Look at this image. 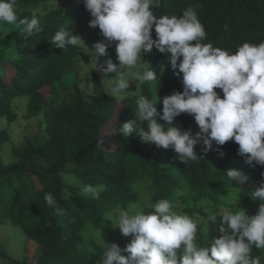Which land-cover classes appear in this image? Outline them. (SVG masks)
Listing matches in <instances>:
<instances>
[{
  "label": "trees",
  "instance_id": "16d2710c",
  "mask_svg": "<svg viewBox=\"0 0 264 264\" xmlns=\"http://www.w3.org/2000/svg\"><path fill=\"white\" fill-rule=\"evenodd\" d=\"M38 1L18 2L17 15L30 20L35 11L43 30L28 39L18 35L15 49L19 59L3 63L0 119H5L7 124L17 121L13 102L18 96L29 97L26 116L36 117L58 92L63 91L65 77L78 70L81 49L78 46L56 48L51 44L55 32L66 28L75 33L90 27L92 17L83 0H45L77 3L65 11L52 9L46 12L35 9ZM195 4L200 5L196 10L206 31L202 43H212L214 47L234 53L245 42L259 44L264 41V0H162L161 6L153 11L157 16H180ZM6 24L0 23V28ZM153 37L156 38L154 29ZM165 55L158 52L151 68L155 69ZM95 81L100 87L99 75H95ZM45 91L53 98L48 99ZM176 91H183L182 74L158 85L155 99L162 100ZM216 91L223 98L222 90ZM141 95L154 99L150 82H143ZM138 97L124 100L119 109L116 97L93 98L76 89L71 100L57 99L56 105L52 102L44 117V138L12 147L14 161L10 164L4 162L2 151L11 134L0 130V226L10 222L38 245L32 264H99L106 246L96 245L92 253L82 250L79 245L83 229L87 224L99 229L118 207L139 204L142 201L137 191L139 186L149 189L151 204L160 199L174 202L178 191L185 188L189 193L197 194L196 204L202 200L211 203L215 212L211 216L203 210L188 211L206 217L205 225L198 227L196 242L210 248L211 241L220 236L219 208L228 194V187L250 193L264 181V166L246 164L244 158L237 155L239 146L234 141L218 149L214 144L207 154L203 152L205 146L201 141L195 148L198 160L182 163L172 149L146 144L135 132L129 137L120 136L116 129L122 127L127 118L134 117V103ZM162 108V103H158L157 109L161 113ZM157 120L168 126L158 117ZM113 122L115 130L105 134ZM173 125L181 130L191 129L193 133L199 131L194 117L188 114L175 118ZM229 169L242 170L249 177L248 182L239 185L230 181L227 177ZM66 172L83 176L87 184L103 185L100 198H82L75 187L65 183L63 174ZM66 191L74 194L71 201L67 199ZM48 193L64 210L63 222L58 221L61 215L47 205L45 195ZM247 202L249 199L244 198L239 204ZM254 214L256 212L249 215ZM213 216L216 217L214 222L211 221ZM177 252L178 257L182 255V250ZM252 254L263 259L264 249L254 248Z\"/></svg>",
  "mask_w": 264,
  "mask_h": 264
},
{
  "label": "clouds",
  "instance_id": "9594fccd",
  "mask_svg": "<svg viewBox=\"0 0 264 264\" xmlns=\"http://www.w3.org/2000/svg\"><path fill=\"white\" fill-rule=\"evenodd\" d=\"M18 2L0 0V23L13 25L20 36L28 39L43 29L35 11L30 20L17 15ZM161 3L162 0H83L92 17L89 26L99 28L104 38L92 45V54L98 60L115 45L118 63L108 58L103 65L106 77L116 74L114 79H107L116 81L111 89L114 95H127L130 82L125 70L145 64L142 54L153 49L170 54L172 70L178 78L182 74V92L158 101L139 96L136 119L116 129L117 134L129 137L135 132L146 144L172 149L182 163L198 160L195 148L201 141L205 154L213 150L214 144L218 149L234 141L239 146L237 155L246 164L264 166V41L245 42L234 53L202 43L206 31L196 10L200 5L189 6L180 16H157L153 9ZM224 27L227 30L228 26ZM81 42L66 28L56 31L51 40L59 49ZM133 76L141 82L159 83L157 72L151 67L136 71ZM216 89L222 90L223 98ZM158 103L163 105L162 113L157 109ZM181 114L193 116L199 131L193 133L174 126V119ZM157 117L168 126L158 123ZM227 177L239 185L249 180L238 169H229ZM102 191L103 185L88 184L83 186L82 194L99 199ZM249 196L261 201L256 214L249 215L238 208L224 211L218 228L220 236L211 241L210 248L197 244V222L186 213L174 211L169 199L151 204L153 211L148 214L135 204L118 207L114 225L132 239L123 249L116 243L105 245L99 264H262V258L252 253L254 248L264 249V181ZM45 201L63 215L64 210L51 193L45 195ZM215 220L213 216L211 221ZM177 250H182L179 257Z\"/></svg>",
  "mask_w": 264,
  "mask_h": 264
},
{
  "label": "rangeland",
  "instance_id": "374dc122",
  "mask_svg": "<svg viewBox=\"0 0 264 264\" xmlns=\"http://www.w3.org/2000/svg\"><path fill=\"white\" fill-rule=\"evenodd\" d=\"M77 5L76 2L73 3H61L58 1H45L39 0L36 3L35 9L40 12H46L52 9L68 10ZM79 36L82 41L77 46L81 49L80 55L77 60V71L69 73L64 80L63 91L57 93V96L52 100L53 104H57V99H67L71 100L76 92V89L84 95L92 96L93 98L101 97H116L118 100V108L123 107V101L129 98H135L141 95L143 82L138 81L134 78L133 73L136 71H144L151 67L154 59L153 57L157 55L158 50L153 49L151 53L142 54V62L145 63L137 68L126 69L125 76L129 79L130 87L125 90L127 95H114L111 91L112 87L115 85L116 81H108L109 78H115V73H110L106 77L103 74V65L106 59L111 58L114 63H118L116 58L115 45L108 49L107 55L100 57L98 60L92 54V45L95 42L103 41L99 28L93 29L89 27L85 31H79L73 33ZM19 35V30L13 25L6 24L0 28V74H2L3 63L9 60L19 59L15 49L16 37ZM154 38V37H153ZM155 39V38H154ZM165 57L155 65V71L159 77V83L150 82L151 94L156 98L155 88L165 82L168 79L177 77L171 68L168 56ZM95 75H99L101 79L100 87H97L95 81ZM45 95L48 99L53 98L51 93L45 91ZM29 102V97L18 96L13 102V108L17 113V121L13 124H7L5 119H0V130L6 131L11 134V139L9 142L3 145L2 157L6 164H10L14 161V157L11 153L13 146H22L31 142L37 138H44L43 128L45 126V114L49 111L52 102L49 103L42 111L33 118H28L27 115V104ZM136 109V102L134 103ZM136 116L133 118H127L124 123L131 120H135ZM160 123L159 120H157ZM139 123V122H138ZM115 122L108 126L105 130V134H110L115 130ZM145 129L147 125H144ZM63 179L66 184L75 187L82 198L92 199L89 196L82 194V189L84 185H88L85 182L83 176L78 174H69L68 172L63 174ZM137 190L140 198L142 199L139 204H135L138 210L145 211V214L152 212L150 205L151 193L146 187L139 186ZM104 189V188H103ZM228 194L222 199V206L219 208L220 214L224 211H236V209H244L248 214L257 212L259 204L261 201H253L249 193H243L239 188L229 186ZM102 193V192H101ZM66 197L68 200H72L74 194L66 191ZM197 194L189 193L186 188L179 190L177 197L173 204V210L186 213L190 215L198 224V227H202L206 223V217L201 213H190V210H203L206 215L211 216L215 212L213 210V205L206 200H202L196 204L195 198ZM249 199V202L245 204H239L243 199ZM154 204V203H152ZM121 208V207H119ZM116 209L111 212L104 225L96 229L91 224H87L82 231V240L80 242V248L86 252H93V247L96 245L105 246L111 245L113 243L118 244L122 249L126 247L127 244L131 242L132 237H125L122 235L121 231L115 227V217ZM112 221H111V220ZM59 222H63V216L58 217ZM220 226V224H218ZM38 253V245L26 238L23 230L10 223L6 222L0 226V264H14L15 262L26 261L29 264L34 262V259ZM100 262V260H99ZM264 263V256L262 259V264Z\"/></svg>",
  "mask_w": 264,
  "mask_h": 264
}]
</instances>
